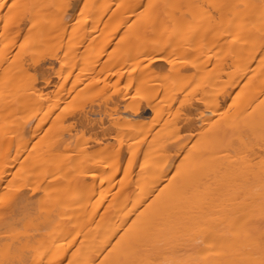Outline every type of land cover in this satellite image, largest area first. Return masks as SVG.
<instances>
[{
  "label": "bare ground",
  "instance_id": "bare-ground-1",
  "mask_svg": "<svg viewBox=\"0 0 264 264\" xmlns=\"http://www.w3.org/2000/svg\"><path fill=\"white\" fill-rule=\"evenodd\" d=\"M0 264H264V0H0Z\"/></svg>",
  "mask_w": 264,
  "mask_h": 264
}]
</instances>
